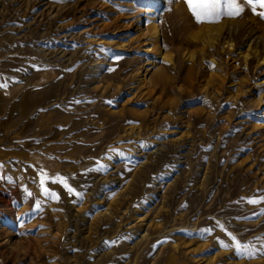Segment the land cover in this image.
<instances>
[{
  "label": "rangeland",
  "instance_id": "374dc122",
  "mask_svg": "<svg viewBox=\"0 0 264 264\" xmlns=\"http://www.w3.org/2000/svg\"><path fill=\"white\" fill-rule=\"evenodd\" d=\"M151 1L0 0V264H264V19Z\"/></svg>",
  "mask_w": 264,
  "mask_h": 264
},
{
  "label": "snow or ice",
  "instance_id": "6c2138e0",
  "mask_svg": "<svg viewBox=\"0 0 264 264\" xmlns=\"http://www.w3.org/2000/svg\"><path fill=\"white\" fill-rule=\"evenodd\" d=\"M186 3L197 23H218L224 17L241 16L245 11L246 6L251 8V11L254 15H258L261 17V19H264V11H258V9H264V0H186ZM6 86V83L0 84V87ZM0 167H2V165H0ZM101 167H103V165H101ZM0 179H3V177H0ZM49 182L62 185L70 194L74 193L77 196L81 195V193L77 192L76 189L69 184L67 177H64L60 174L49 175L42 169L39 175L38 183L43 195L48 199H60L59 193L47 186ZM28 195L32 196L33 194L28 192ZM248 202L259 204L264 202V196H261L259 199L255 197L250 198ZM41 207L42 205L40 201L37 200L35 202V210L39 211L41 210ZM258 215H264V210H262ZM203 231L210 232L211 230L204 229ZM228 235L231 236L233 240H235L234 248L238 255H247L251 257L256 254L255 250L251 249L250 244H242L236 239L235 236H233L232 233H228ZM259 239L264 241V237ZM113 243L115 242L113 241ZM224 246L228 247L229 245L224 244ZM260 251H264V248L260 249Z\"/></svg>",
  "mask_w": 264,
  "mask_h": 264
},
{
  "label": "bare ground",
  "instance_id": "6f19581e",
  "mask_svg": "<svg viewBox=\"0 0 264 264\" xmlns=\"http://www.w3.org/2000/svg\"><path fill=\"white\" fill-rule=\"evenodd\" d=\"M149 2H152V1L149 0ZM227 26L228 25H225V22L224 23H218V24H207V25H204L202 29H200V31L197 33V35H199L202 39L207 40V45L212 46L213 44H216L219 42L220 38L223 35V32H225L227 30ZM152 28H153V31H152L153 34L152 35L157 37L159 34V27L155 22H154V25ZM252 36L250 38H252ZM249 41H250V39H249ZM223 44L225 46L224 49L226 52H233V49L235 48L237 42L236 41L234 42V40L227 38V39H225ZM250 45H251V43L248 42V46H250ZM145 48H147V50H149L150 46H146ZM257 52H258L257 49L254 50V54H257ZM186 56L188 57L187 59H189L192 63L196 62L197 54H195V52H187ZM170 57H172V56H170ZM249 57H250V53L248 52L245 55L246 62H247ZM262 61H264V57H262ZM237 95H238L237 92H235L232 95L235 97L234 98L235 100L237 98ZM263 97H264V95H263Z\"/></svg>",
  "mask_w": 264,
  "mask_h": 264
}]
</instances>
